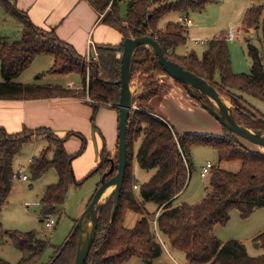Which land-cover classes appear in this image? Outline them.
<instances>
[{
  "label": "trees",
  "instance_id": "1",
  "mask_svg": "<svg viewBox=\"0 0 264 264\" xmlns=\"http://www.w3.org/2000/svg\"><path fill=\"white\" fill-rule=\"evenodd\" d=\"M99 13H104L101 21L115 28L121 35L118 44H98L97 60H86L68 42L61 40L54 30L46 31L36 26L26 12L15 7L11 0H0L6 12L13 15L22 26V37L18 41L0 40V99H45L56 97H86L93 100L92 122L100 107L118 110L121 85V59L126 38L152 36L156 39L168 59L213 85L217 91L233 103L234 115L238 122L253 130H264V114L250 104L247 96L264 102V48L246 38L251 59L249 73H235L226 36L222 35L207 43L199 57L195 52L186 55L176 53L188 39V28L177 21L163 23L171 14L189 15L191 11H202L216 0H129L124 17L120 14L119 0H87ZM251 0L245 13L240 32L249 33L262 24L264 38V4ZM39 55H48L53 63L50 74L67 75L77 73L83 86L75 89L59 84L24 85L15 80L32 64ZM166 73L155 52L146 46L136 49L132 61V80L139 74L146 77L143 92L138 97V108L131 111L128 121V157L125 180L116 214L111 219L114 193L103 205L94 242L85 264H123L133 256H139L143 264L154 263L165 251L161 237L164 236L171 249L186 254L189 264H264V254L252 256L246 244L240 240L221 241L215 235V227L226 225L232 210L239 211L241 217H249L257 208L264 206V151L252 149L240 141V137L223 126V134L183 132L177 133L160 113L146 107L152 98L162 97V86L152 74ZM186 90L185 84L176 80ZM193 97L198 103L213 102L200 91ZM242 120V122H241ZM47 137L49 148L34 155L29 164L33 179L55 169L58 181L49 185L41 199L42 214H52L53 210L65 202L71 184H82L84 179L110 168V151L104 143L99 161L84 179L77 180L73 160L86 148L87 138L73 131L60 136L49 128L36 130L25 128L19 133H9L0 127V210L7 203L14 186L16 171L14 161L23 145L37 136ZM82 140L80 149L69 154L65 143L72 136ZM141 140L136 153L139 166L154 170L151 178L142 184L139 193L134 190L133 166L134 146ZM212 147L218 154L219 163L239 161L238 171L213 165L209 173L210 188L197 204L174 201L184 191L193 170L192 148ZM47 151H52L49 159ZM100 182L97 184V188ZM153 202L155 212L146 208ZM129 211L139 213L136 225H125ZM154 217L152 219V217ZM154 221V222H153ZM75 226L63 244L55 248V253L47 262L41 263L49 242L34 230H2V237L22 253L21 259L10 263L0 257V264H74L79 243V229ZM264 247V231L254 238ZM59 254V255H58ZM54 260V261H53Z\"/></svg>",
  "mask_w": 264,
  "mask_h": 264
},
{
  "label": "rangeland",
  "instance_id": "2",
  "mask_svg": "<svg viewBox=\"0 0 264 264\" xmlns=\"http://www.w3.org/2000/svg\"><path fill=\"white\" fill-rule=\"evenodd\" d=\"M119 1L120 14L122 17H124L127 11V0ZM250 3L251 0H216V2L208 4L202 11H191L189 17L195 24L189 27L190 38L186 45L180 46V48H178V52L180 53L189 50L190 52H195L199 57H202L208 41L212 40L216 35H220L221 33L227 34L231 27H241L247 7L250 5ZM260 3L264 4V1H260ZM102 15H104V13H102ZM173 15V13L167 15L164 18L163 23H165L168 18H173ZM237 33V38L235 40H228L232 68L235 73H249L251 68V59L247 50L246 38L251 39L253 44L259 47L263 46L264 48L262 24L260 23L258 29H252L249 33L242 31ZM0 36H8L10 40L21 39L22 37V29L19 22H17L13 15L6 12V10L4 13L1 7ZM193 39L194 41L197 40L198 42H194ZM41 56L42 57H38V59H36L37 61H35L33 65L29 66V68H27V70H25L19 78L26 77V79L29 81L38 83H48L49 81L55 79L57 83L58 80L54 77L61 76L63 77L61 81H63V83H67V76L65 77V75H55L47 72L49 70V64L46 60H48L50 57L48 55ZM70 75H72V78H78V82L81 81V76L79 74L72 73ZM152 75L155 77V79H157L158 83L164 90L162 96L171 92L173 85H180L178 82H176V80L168 76L166 73H155ZM39 76L41 78L37 79L36 77ZM1 79L3 80L0 72V81H2ZM146 82V77H140L139 74H137L132 80L131 85L133 88L134 101L137 107L138 96H140V94L143 92ZM222 98L229 106H234L230 99L226 98L225 96H222ZM246 98L250 104L256 106L264 114V102L250 96H247ZM158 101L159 98L154 99L152 104H155ZM198 104L199 105L194 106L191 105V103H184L180 100H177V103L176 101L173 103V101L171 102L169 100L168 110L172 112L177 118L178 124H176L174 119L171 120L170 116L162 112L161 115L167 119L169 124L173 126L177 133H183L181 129L186 128L188 132L215 134L217 129L215 126L218 127V125L213 126L214 123H217L219 126H221L223 133V125L206 109H204L200 103ZM105 119L107 118L105 117ZM107 121L105 120V123ZM239 139L242 143L252 149H260L264 151V148H260L242 137ZM105 142L106 147L109 148L108 140L106 139ZM140 142V139L137 140L134 146V158L132 161L134 176L132 178V183H136L141 187L142 184H144L145 181H147V179H149V177L153 174L154 170L146 172V170L142 169L137 163L136 153L138 151ZM49 146L50 144L48 143L47 137L39 135L38 138L26 142L15 158V171L18 172L20 169H22L23 173L28 176L29 180L21 181V179L15 177L13 191L9 196L7 203L4 205L2 210H0V257L4 258L10 263L18 262L22 257V253L10 243L7 237H2V230L5 231L16 229L23 232L31 230L36 231L39 237L49 242V245L44 251L41 259V263L47 262L55 253V248L64 243L66 237L69 235L73 227L76 226L81 214L85 210L84 209L82 212H80L81 209L90 203L97 190L96 187L98 181L101 182L102 174L101 177H99V174H95L94 176L88 177L87 179H84L86 176L82 178L84 179L82 184H71L66 194L65 202L62 205L56 207L51 214L56 220L55 225L52 228H48L44 220L46 216L42 214L41 199L46 188L58 181V173L52 168L40 178L33 179L30 175L28 167L29 158L33 157L34 155H39L44 150L48 149ZM117 152L118 150L113 154L110 152V159L112 158L115 160L116 166L118 155ZM47 156L49 159H53L52 151H47ZM192 159L193 170L186 188L177 200L178 203L187 202L190 204H197L206 195V191L210 188L209 176L202 177L201 172L203 167H206L208 162H210L212 165L220 164L222 168L234 172L238 171L241 167V163L239 161H223L219 163L217 152L209 146L193 147ZM210 170L211 169H209V171ZM135 192L138 191L135 190ZM146 208L149 211H153L155 204L153 202H148L146 203ZM134 214L137 216L136 222L133 224V222H130V220H126L127 227H134L140 218L139 213L136 212ZM153 218L154 217H152V219ZM215 231V235L223 241H228L229 239L231 240L230 237L236 235L244 238L248 236H258L264 231V206L257 208L247 218L241 217L239 211L232 210L228 223L226 225H218ZM161 239L164 243L163 245H165V251L162 256L154 260V263H172V259L170 258V256H172L179 260V264H189L186 260L187 258L184 252L171 249L164 236H162ZM244 243L246 244L249 254L252 256L264 254V247L261 245L257 246L256 243L258 242L254 241L253 239H250ZM145 262L146 261L143 258L139 256H133L123 264H143Z\"/></svg>",
  "mask_w": 264,
  "mask_h": 264
},
{
  "label": "crops",
  "instance_id": "3",
  "mask_svg": "<svg viewBox=\"0 0 264 264\" xmlns=\"http://www.w3.org/2000/svg\"><path fill=\"white\" fill-rule=\"evenodd\" d=\"M128 1L129 0H127V2ZM11 2L19 10L26 12L30 20L36 26L46 31L54 30L57 36L61 40L71 44L79 54L82 55L86 54L88 49L89 39H92L96 45L118 44L122 41V35L112 26L103 23L101 21V18L103 17L102 13H99L87 0H11ZM0 7L3 9L5 13V8L3 4H0ZM173 14H174L173 18H168L167 21H165V23L169 21H177L179 14L177 13H173ZM194 24L195 23L193 22L191 26H193ZM189 27H187L188 28L187 41L190 38ZM238 28L240 29V27ZM222 35L227 36L226 33H221L220 35H216L213 39L218 38ZM0 40H10V39L8 36H0ZM18 40L20 39L14 41H18ZM228 42L229 41L227 40V43ZM186 44L187 42L184 45ZM189 52H190L189 50H186L185 52L179 53L178 49L176 50V53L180 55H186ZM120 55L121 53L118 54V57H120ZM38 57H42V56L41 55L37 56L31 65H33V63L37 61L36 59H38ZM46 61H48L50 68L53 63L52 58L50 57ZM66 76L68 78L67 83H63V81H61L63 78L61 76H58L59 78L54 77L57 78L58 80L57 83L55 79L49 81L48 83L32 82L26 79V77L19 78L20 76L15 81L17 83H21L24 85L59 84L65 87H70L75 89L82 88L83 86L82 78L81 81L78 82L79 80L78 78H72V75L70 74L65 75V77ZM36 78L38 79L41 77L39 76ZM171 90L172 91L169 92L168 94H164L161 97V99L155 104H152V102H154V99H158V98L157 97L152 98L149 101V103L146 104V107L149 106V108H152L155 112H158L160 114L164 113L170 116L171 120L174 119L176 124H178L177 118L173 115L172 112L168 110L169 100L171 102L173 101V103H175V101L177 103V100H180L184 103L186 102L191 103V105L194 106L199 104L188 94L187 90H185L184 87L180 85H173ZM163 91L164 90L162 89V93ZM132 92H133V88H132ZM86 97L74 96V97H56V98H45V99H13V100L0 99V127L5 128L9 133H19L22 132L25 128L30 130H36L38 128L45 127V128H49L50 130H52L53 132H55L60 136L65 135L69 131H73L75 133L84 135L88 140L87 146L83 151V153L77 156L72 162L76 179L80 180L84 178L97 165L99 161L100 151L104 143H106L105 142L106 139L108 140V144H109V148L107 149L112 154L118 150L117 148H118L119 113L116 111V109H112L104 106L100 107L96 116V120L94 122L95 123L94 126L91 120L93 107L90 101L86 100ZM133 103H134V107L138 108L134 101V94H133ZM105 117L107 119H105ZM105 120L108 121L105 123ZM109 123H110V130H109ZM215 125H218V127ZM213 126L217 128L215 131V135L223 134L221 126H219V124L214 123ZM184 129L182 128L181 130L183 132H186L187 129L186 128ZM36 138H38V136ZM81 145H82V140L78 135H72L65 143L66 150L69 154L76 153L80 149ZM31 159L32 157L29 158V164L31 162ZM149 171L150 170H146V172ZM154 172L155 171H153V174ZM97 174L98 173H96V175ZM133 176H134V171H133ZM151 176L149 177V179L151 178ZM99 177H101L100 174ZM149 179H147V181ZM28 180L21 179V181H28ZM99 182L100 181H98V183ZM135 185L138 184L135 183L134 186ZM139 188H140L139 185L138 188H134V190L138 191L136 193H139ZM181 194L177 197V199H175L174 201L175 205L181 204L177 202ZM87 205L84 206L80 212H82V210H84L87 207ZM155 210H156V206L154 210L151 212H155ZM134 213L136 212L129 211L127 213L125 219V225H126V220H130V222H133V224L136 222L137 216H135ZM214 232L216 234L215 230ZM255 237L248 236L244 238V237H240L239 235H236L230 238L237 239L242 242H246L250 239L254 240ZM170 258L172 259V263L179 264V260L177 258H174L172 256H170Z\"/></svg>",
  "mask_w": 264,
  "mask_h": 264
},
{
  "label": "water",
  "instance_id": "4",
  "mask_svg": "<svg viewBox=\"0 0 264 264\" xmlns=\"http://www.w3.org/2000/svg\"><path fill=\"white\" fill-rule=\"evenodd\" d=\"M140 46L151 48L157 55L160 64L164 67L166 74L174 80L183 82L188 94L192 98L196 96L195 91H200L205 94L213 102V106L202 102V107L214 116L224 127L239 137L254 143L256 146L264 148V130H253L239 123L234 115L233 107L227 104L217 89L203 78L185 69L179 63L168 59L160 43L156 39L148 35L136 38H126L123 42V51L120 55L121 74L118 81L121 85V91L118 104L119 125L117 166L115 160L111 158L110 169L102 174L100 186L97 188L90 203L81 214L80 219L73 230L74 234L76 233V230L79 229V243L74 264H85L87 261L98 228L100 212L106 199L114 193L111 219L114 218L119 205L120 195L125 180L128 157V121L131 111L135 109L131 88L132 61L136 49ZM110 187H112V191L109 196L102 201L103 195ZM256 245L258 246L259 243H256Z\"/></svg>",
  "mask_w": 264,
  "mask_h": 264
},
{
  "label": "built area",
  "instance_id": "5",
  "mask_svg": "<svg viewBox=\"0 0 264 264\" xmlns=\"http://www.w3.org/2000/svg\"><path fill=\"white\" fill-rule=\"evenodd\" d=\"M177 22L181 23L182 25L186 26V27H189L193 24V20L188 16V15H185V14H180L178 16V19H177ZM240 29L239 28H235V27H231L229 29V32L227 33V40H235L237 38V32H239ZM196 42H198L197 40H195ZM86 60L89 62L90 60H97L98 57H99V53H98V48H97V45L94 43V41L92 39H89L88 40V49H87V52H86ZM86 100L92 102L93 100L87 96L86 97ZM137 108L135 107L134 110H136ZM213 165L211 163H207L206 167H204L202 169V172H201V176L202 177H207L209 176V169H211ZM16 177L22 179V180H28V176L26 174L23 173V170L20 169L17 173H16ZM134 188H138V185H135ZM45 224L48 228H52L55 223H56V220L52 217V215H47L45 217ZM156 223V221H155Z\"/></svg>",
  "mask_w": 264,
  "mask_h": 264
},
{
  "label": "bare ground",
  "instance_id": "6",
  "mask_svg": "<svg viewBox=\"0 0 264 264\" xmlns=\"http://www.w3.org/2000/svg\"><path fill=\"white\" fill-rule=\"evenodd\" d=\"M139 90H140V88H139ZM111 190H112V187H110V188L105 192V194L103 195L102 201L106 198L107 195L109 196Z\"/></svg>",
  "mask_w": 264,
  "mask_h": 264
}]
</instances>
